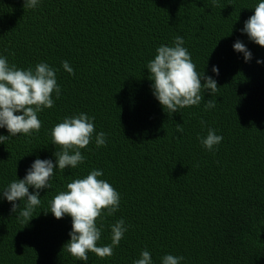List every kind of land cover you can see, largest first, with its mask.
<instances>
[{
  "label": "trees",
  "instance_id": "trees-1",
  "mask_svg": "<svg viewBox=\"0 0 264 264\" xmlns=\"http://www.w3.org/2000/svg\"><path fill=\"white\" fill-rule=\"evenodd\" d=\"M259 2L39 0L29 9L23 0H0V56L21 69L47 63L61 89L54 106L38 113L39 132L0 143V196L35 159L55 163L60 146L50 132L65 117L85 113L95 125L81 149L84 162L54 170L28 222L19 215L26 201H16L13 213L0 198V264H133L145 249L153 264L168 254L184 257L180 264H264V47L240 31ZM176 36L219 89L169 113L153 95L146 66ZM237 40L251 51L249 62L234 51ZM208 100L214 108L205 109ZM209 128L223 136L211 151L198 139ZM101 131L107 143L97 147ZM93 169L120 194L119 209L97 220V246L111 243L116 221L128 229L111 257L89 252L78 261L63 249L71 217L56 219L49 201Z\"/></svg>",
  "mask_w": 264,
  "mask_h": 264
},
{
  "label": "clouds",
  "instance_id": "clouds-1",
  "mask_svg": "<svg viewBox=\"0 0 264 264\" xmlns=\"http://www.w3.org/2000/svg\"><path fill=\"white\" fill-rule=\"evenodd\" d=\"M38 3L39 0H23V7L32 9ZM240 31L246 33L250 41L264 47V0L255 6L253 14L244 21ZM173 43L174 46H159L154 59L146 66L151 75L153 95L169 113L199 105L202 91L208 90L212 94L219 89L212 77L196 70L188 49L183 46V37L176 36ZM233 49L243 53L245 62L252 59L251 51L243 42L237 40ZM256 63L262 61L257 60ZM61 66L74 75L67 61H61ZM56 71L45 62L36 64L34 68L21 69L15 64L10 65L6 57L0 56V128H6L8 132V136L0 135V143L19 134L31 137L34 132H39L42 122L38 119V113L52 108L55 103L52 94L59 98L61 93ZM212 72L219 75L216 66L212 67ZM215 104L216 101L208 100L205 109L214 108ZM93 120L94 117L79 113L65 117L51 129L52 144L60 146V150L53 153L56 161L35 159L23 179L16 178L2 191L0 198L11 202V212L15 213L19 207L16 201H26L19 215L28 222L33 217L34 208L41 204L39 190L52 187L50 180L54 170L76 168L84 162L81 149H85L93 139ZM177 131L183 132L181 124H177ZM198 139L205 149L211 151L221 143L223 136L209 128L207 136ZM106 143V133H96V146H106ZM102 176V170L93 169L83 178L67 183L66 190L59 191L49 201V211L56 219H62L65 215L71 217L70 239L63 249L78 261H87L89 252L101 259L111 257L128 229L123 219L116 221L111 225V243L97 246L102 227H97V220L102 218L105 210L111 216L120 206L119 192L107 180L100 179ZM29 187L34 191L29 192ZM183 259L182 256L168 254L162 258V264H180ZM133 264H153L150 252L142 250Z\"/></svg>",
  "mask_w": 264,
  "mask_h": 264
}]
</instances>
